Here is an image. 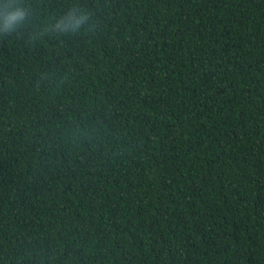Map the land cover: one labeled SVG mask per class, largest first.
I'll return each instance as SVG.
<instances>
[{
  "label": "trees",
  "instance_id": "trees-1",
  "mask_svg": "<svg viewBox=\"0 0 264 264\" xmlns=\"http://www.w3.org/2000/svg\"><path fill=\"white\" fill-rule=\"evenodd\" d=\"M13 3L0 264H264V0Z\"/></svg>",
  "mask_w": 264,
  "mask_h": 264
},
{
  "label": "clouds",
  "instance_id": "clouds-1",
  "mask_svg": "<svg viewBox=\"0 0 264 264\" xmlns=\"http://www.w3.org/2000/svg\"><path fill=\"white\" fill-rule=\"evenodd\" d=\"M4 15L2 22L4 27L2 30L5 33H9L12 31L13 25H19L23 22L25 13L18 4H10L6 5L3 9ZM77 27L79 26V22H77Z\"/></svg>",
  "mask_w": 264,
  "mask_h": 264
}]
</instances>
